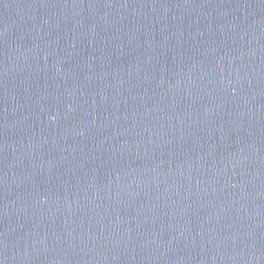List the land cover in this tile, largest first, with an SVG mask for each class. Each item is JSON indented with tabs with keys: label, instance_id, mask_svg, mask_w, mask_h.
Wrapping results in <instances>:
<instances>
[{
	"label": "water",
	"instance_id": "95a60500",
	"mask_svg": "<svg viewBox=\"0 0 264 264\" xmlns=\"http://www.w3.org/2000/svg\"><path fill=\"white\" fill-rule=\"evenodd\" d=\"M0 264H264V0H0Z\"/></svg>",
	"mask_w": 264,
	"mask_h": 264
}]
</instances>
